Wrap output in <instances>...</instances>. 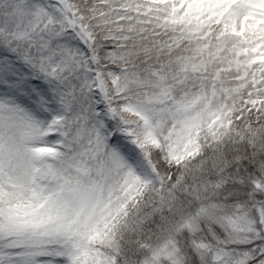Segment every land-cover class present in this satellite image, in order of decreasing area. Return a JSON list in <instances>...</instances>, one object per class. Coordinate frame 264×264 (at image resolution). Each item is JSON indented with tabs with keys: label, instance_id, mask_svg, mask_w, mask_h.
Wrapping results in <instances>:
<instances>
[{
	"label": "snow or ice",
	"instance_id": "1",
	"mask_svg": "<svg viewBox=\"0 0 264 264\" xmlns=\"http://www.w3.org/2000/svg\"><path fill=\"white\" fill-rule=\"evenodd\" d=\"M0 264H264V0H0Z\"/></svg>",
	"mask_w": 264,
	"mask_h": 264
}]
</instances>
